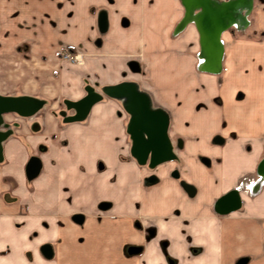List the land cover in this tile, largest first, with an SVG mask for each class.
<instances>
[{"label":"crops","instance_id":"0c3cea01","mask_svg":"<svg viewBox=\"0 0 264 264\" xmlns=\"http://www.w3.org/2000/svg\"><path fill=\"white\" fill-rule=\"evenodd\" d=\"M183 11L179 0H0V94L43 101L29 117L2 116L0 264H264V185L234 212L212 209L264 155V0L243 31L221 33L217 73L198 69L193 24L176 29ZM63 47L82 63L61 59ZM120 81L166 112L174 160L149 169L128 155L118 99L81 121L55 116L86 85Z\"/></svg>","mask_w":264,"mask_h":264},{"label":"water","instance_id":"95a60500","mask_svg":"<svg viewBox=\"0 0 264 264\" xmlns=\"http://www.w3.org/2000/svg\"><path fill=\"white\" fill-rule=\"evenodd\" d=\"M184 11L176 29L192 23L198 34V69L203 72L220 71L222 56L221 33L228 28H241L247 24L252 0H179ZM84 95L76 100L64 99L66 109L73 114L65 116L64 122H76L84 119L93 104L102 95L120 100L123 110L129 118L125 132L130 140L129 152L138 165L146 164L153 168L157 164L175 158L172 145L167 135L168 117L160 108H152L149 96L138 89L133 81H120L101 88V93L92 86L84 87ZM43 101L30 95L0 94V159L1 142L10 134V129L2 128V116L13 113L20 117H29L42 108ZM36 164L31 170H36ZM257 170L264 174V155L258 163ZM174 177L177 174L173 173ZM186 187L184 184H182ZM239 207V197L232 189L222 194L215 201V211L226 214ZM72 220L79 222L81 216L73 215ZM264 235V227H263Z\"/></svg>","mask_w":264,"mask_h":264},{"label":"flooded vegetation","instance_id":"af4514ba","mask_svg":"<svg viewBox=\"0 0 264 264\" xmlns=\"http://www.w3.org/2000/svg\"><path fill=\"white\" fill-rule=\"evenodd\" d=\"M248 16V14L246 15V17ZM247 20V19H246ZM247 25H249V22H248V20H247V24L246 25H244L243 27H242V30L241 31H243L246 27H247ZM63 52H67V53H69V54H71V55H78V62H72V63H82V60H81V55H80V53L77 51V49H74L73 47H63L62 49H60L59 50V57L61 58V59H64L63 57H62V53ZM65 60V59H64ZM67 61V60H66ZM68 62H70V61H68ZM91 86V85H90ZM94 89V88H93ZM95 90V89H94ZM95 91H97V92H99V93H101V89L100 90H95ZM84 93H85V91H84ZM84 93H83V95H84ZM102 94V93H101ZM82 95V96H83ZM35 97V96H34ZM103 97H106V96H104V95H102V98ZM38 98V97H37ZM80 98V97H79ZM101 98V99H102ZM106 98H109V97H106ZM64 100V99H63ZM63 100L60 102V104H61V107H59V105H57V110L55 111V116H57L58 118H59V122L61 123V124H68V123H71V122H64L63 121V118L65 117V116H68V115H71V114H73V110L72 109H66L65 108V106H64V104H63ZM100 101V100H99ZM97 103V102H96ZM95 103V104H96ZM151 103V102H150ZM94 105V104H93ZM92 105V106H93ZM43 106V105H42ZM151 107L152 108H158V107H153L152 105H151ZM91 109V108H90ZM40 110V109H39ZM38 110V111H39ZM162 110V109H161ZM89 113V112H88ZM126 113V112H125ZM127 114V113H126ZM16 115V114H15ZM18 116V115H17ZM128 118H129V116H128V114H127V119H126V123H127V121H128ZM81 121V120H80ZM126 123H125V126H126ZM2 125H4V122H3V120H2ZM5 127V126H4ZM4 127H2L3 129H7V128H4ZM167 131V130H166ZM125 132V131H124ZM125 134H126V138H127V141L129 142V147H130V140H129V137H128V135H127V133L125 132ZM169 138V137H168ZM170 140V139H169ZM170 143H171V141H170ZM171 145H172V143H171ZM172 149H173V147H172ZM174 153V152H173ZM128 155L129 156H131L130 155V152H129V148H128ZM132 157V156H131ZM133 158V157H132ZM175 159V158H174ZM173 159V160H174ZM135 161V160H134ZM172 161V160H171ZM36 161L34 160V159H30L28 162H27V164H26V167H25V171H26V173L27 174H33V172H34V170L32 171L31 170V168L33 167V165L34 164H36L35 163ZM165 162H167V161H165ZM165 162H161V163H159V164H162V163H165ZM259 163V162H258ZM258 163H257V165H256V167H255V170H254V173H253V177L251 178V181H250V183H248V184H246V185H243V184H241V185H237V187H235V188H233L236 192H237V195H238V197H239V207L236 209V210H238L239 208H240V206H241V195L242 194H246L247 196H254V195H256L257 193H259V191L261 190V188H262V186L264 185V174H262V173H260L258 170H257V166H258ZM159 164H157L156 166H158ZM140 166H145L146 168H149V167H147V165L146 164H144V165H140ZM156 166H154V167H156ZM153 167V168H154ZM149 169H152V168H149ZM173 173H175V174H177V171L176 170H172L171 171V176H173L174 177V175H173ZM187 188H188V186H186ZM230 190H232V189H230ZM226 193V192H225ZM224 194V193H223ZM221 196V195H220ZM219 196V197H220ZM218 197V198H219ZM217 198V199H218ZM216 199V200H217ZM213 211L215 212V213H217L216 211H215V202H214V204H213ZM236 210H234V211H236ZM234 211H232V212H234ZM229 213H231V212H229ZM217 214H219V213H217ZM226 214H228V213H226ZM226 214H220V215H226ZM40 251H41V254L44 256V257H49L50 255V249L47 247V246H43L41 249H40Z\"/></svg>","mask_w":264,"mask_h":264},{"label":"rangeland","instance_id":"374dc122","mask_svg":"<svg viewBox=\"0 0 264 264\" xmlns=\"http://www.w3.org/2000/svg\"><path fill=\"white\" fill-rule=\"evenodd\" d=\"M255 3H257V0H255ZM253 13H251V15L248 17H246V19L247 20H252L253 21ZM233 28V27H232ZM251 29V28H250ZM249 33V32H248ZM1 59V58H0ZM138 60H139V63H137L136 61L134 62V68H135V72H138V73H140L141 75H142V71H143V69L142 68H144L143 67V64L141 63V58H139L138 57ZM71 65H77V64H81V63H72V62H69ZM10 66H15L14 64H11ZM1 86V85H0ZM1 89L2 90H4V88L3 87H1ZM149 99H150V97H149ZM59 107H61V104L59 103ZM166 113V112H165ZM121 145H123L122 143H121ZM98 150L100 151V155L101 156H103V155H106L108 158H110L111 159V157H112V151H111V148H110V146L109 145H102V146H100V147H98ZM93 150H92V145L91 146H88L87 148H85V153L84 154H86L87 156L90 154V152H92ZM139 217H141V216H139V215H137V220L140 222V220H139ZM137 224V223H136ZM142 225V224H141ZM143 227H145V226H143ZM146 229V228H145ZM148 230V232H149V236H151V235H153L154 233V230L152 229V228H148L147 229ZM170 263H171V261H170Z\"/></svg>","mask_w":264,"mask_h":264},{"label":"built area","instance_id":"2783aa9c","mask_svg":"<svg viewBox=\"0 0 264 264\" xmlns=\"http://www.w3.org/2000/svg\"><path fill=\"white\" fill-rule=\"evenodd\" d=\"M62 57L67 60V61H70V62H78V55H71L67 52H63L62 53Z\"/></svg>","mask_w":264,"mask_h":264},{"label":"bare ground","instance_id":"6f19581e","mask_svg":"<svg viewBox=\"0 0 264 264\" xmlns=\"http://www.w3.org/2000/svg\"><path fill=\"white\" fill-rule=\"evenodd\" d=\"M196 2H198V0H196ZM2 127H4V125H2ZM5 128V127H4Z\"/></svg>","mask_w":264,"mask_h":264}]
</instances>
